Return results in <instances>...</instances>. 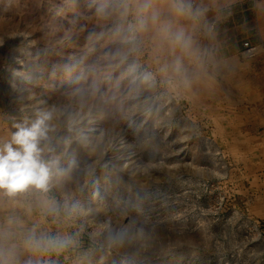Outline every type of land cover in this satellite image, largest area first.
<instances>
[{"label": "rangeland", "instance_id": "rangeland-1", "mask_svg": "<svg viewBox=\"0 0 264 264\" xmlns=\"http://www.w3.org/2000/svg\"><path fill=\"white\" fill-rule=\"evenodd\" d=\"M190 3L195 15L178 17L156 0L133 77L102 59L116 47L112 22H74L67 0H0V140L57 110L49 192H0V247L17 264H264V147L244 114L257 103L249 87L263 84L243 63L262 46L241 39L233 56ZM165 22L187 46L161 32ZM33 233L69 242L29 251Z\"/></svg>", "mask_w": 264, "mask_h": 264}, {"label": "clouds", "instance_id": "clouds-1", "mask_svg": "<svg viewBox=\"0 0 264 264\" xmlns=\"http://www.w3.org/2000/svg\"><path fill=\"white\" fill-rule=\"evenodd\" d=\"M68 7L75 13L74 22L79 19L92 20L98 23L112 22L115 25L113 40L116 47L106 52L102 58L108 68L127 65L129 75L135 77L140 70L137 58L142 52V34L148 31L149 24H156L160 19V11L156 0H67ZM174 15L178 17L193 16L189 0H169ZM161 32L173 43L181 47L188 45V37L183 29L173 31L170 22H165ZM102 34L90 33L88 40H98ZM177 63H179L177 61ZM70 74L73 66H65ZM101 70L99 65L90 66L88 74L92 76L91 89L94 93L95 76ZM161 72L165 68L160 69ZM142 82L151 86L155 77L151 72L140 73ZM56 109L40 111L30 124H17L10 139L0 140V192L9 197L17 193L33 190L48 193L53 177L56 161L47 158L46 152L50 133L53 131L51 121ZM77 205L73 204L72 208ZM51 211L57 209L53 207ZM67 239L30 235L24 243L29 251L48 248H63ZM0 264H17L13 248L0 247ZM24 264H33L27 260Z\"/></svg>", "mask_w": 264, "mask_h": 264}, {"label": "crops", "instance_id": "crops-1", "mask_svg": "<svg viewBox=\"0 0 264 264\" xmlns=\"http://www.w3.org/2000/svg\"><path fill=\"white\" fill-rule=\"evenodd\" d=\"M189 2L194 3L195 12L206 19L207 34L215 39L217 46L224 47L233 56L238 57L241 39L261 43L258 55L243 62L246 74L248 72L251 74L255 85L263 84L261 90L249 87L247 96H251L250 99L253 98L257 103L253 107L247 106L244 116L246 128L252 127L255 135L261 133L258 143L264 147L262 140L264 125L259 124L264 116V0H189ZM250 112L255 113L254 121L248 120L252 116Z\"/></svg>", "mask_w": 264, "mask_h": 264}, {"label": "built area", "instance_id": "built-area-1", "mask_svg": "<svg viewBox=\"0 0 264 264\" xmlns=\"http://www.w3.org/2000/svg\"><path fill=\"white\" fill-rule=\"evenodd\" d=\"M242 45L245 47L247 54H252L254 51V46L249 43V41L242 42Z\"/></svg>", "mask_w": 264, "mask_h": 264}]
</instances>
